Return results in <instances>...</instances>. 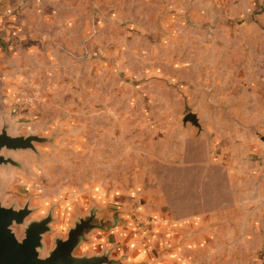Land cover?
Masks as SVG:
<instances>
[{"label":"rangeland","instance_id":"obj_1","mask_svg":"<svg viewBox=\"0 0 264 264\" xmlns=\"http://www.w3.org/2000/svg\"><path fill=\"white\" fill-rule=\"evenodd\" d=\"M37 8L0 51V130L47 141L4 151L0 194L28 221L52 212L42 254L95 212L169 223L198 264H264V0ZM102 231L75 253L102 254Z\"/></svg>","mask_w":264,"mask_h":264},{"label":"water","instance_id":"obj_2","mask_svg":"<svg viewBox=\"0 0 264 264\" xmlns=\"http://www.w3.org/2000/svg\"><path fill=\"white\" fill-rule=\"evenodd\" d=\"M184 121H191L200 127L195 113H189ZM264 140V137H262ZM47 141L39 135H12L9 133L8 124L0 130V167L17 166L18 162L4 151L36 150V143ZM4 189L0 183V193ZM34 210L26 203L23 207L14 204L6 206L0 194V264H125L121 258L111 256V252L102 254H76V250L87 241L90 232L95 230H109L115 224L114 220L108 222L91 212L86 217H79L68 230L66 238H56L55 246L47 255L45 249V234L52 231L51 223L54 219L52 212L41 219H27ZM113 219V217H112ZM22 226V237L16 233L14 226Z\"/></svg>","mask_w":264,"mask_h":264},{"label":"crops","instance_id":"obj_3","mask_svg":"<svg viewBox=\"0 0 264 264\" xmlns=\"http://www.w3.org/2000/svg\"><path fill=\"white\" fill-rule=\"evenodd\" d=\"M31 4L43 12L45 8L49 10L59 6L60 0H0V51L7 48V43L11 42L12 38H22L24 31L27 32L24 27L27 26ZM260 20L264 23V9ZM261 148V152H264V147ZM262 171L264 172V168ZM135 226L127 216L124 220L120 219L118 225L107 232L99 233L101 235L94 242L98 243L96 248L110 250L112 257L121 258L125 264H198L197 260H187L183 257L181 250L185 249L186 245L180 241H177L176 245L173 244L170 239L172 227L169 223H154L147 236ZM80 247L90 249L88 244H82Z\"/></svg>","mask_w":264,"mask_h":264}]
</instances>
